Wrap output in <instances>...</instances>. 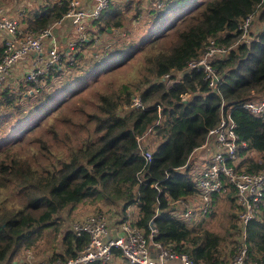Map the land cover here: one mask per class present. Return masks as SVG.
I'll return each instance as SVG.
<instances>
[{"label":"trees","instance_id":"1","mask_svg":"<svg viewBox=\"0 0 264 264\" xmlns=\"http://www.w3.org/2000/svg\"><path fill=\"white\" fill-rule=\"evenodd\" d=\"M115 2L90 23L72 59L64 56L49 69L39 89L23 81L0 91V264L44 233L57 239L50 260L74 258L89 237L71 229L60 235L58 215L78 204L118 206L121 219L135 206L134 226L147 234L151 221L157 239L194 264H229L238 249L242 226L233 187L213 193L211 208L191 222L168 199L197 195L191 157L219 121L222 103L247 143L237 170H264V120L240 107L264 99V0H165L145 18L140 1ZM67 9V0H47L26 18V27L51 26ZM249 14L258 26L248 43H236ZM210 41L227 49L212 60L217 86L201 72L185 71L167 85L165 74L186 69ZM135 96L142 107H131ZM78 100L84 103L60 117ZM140 136L150 143L149 161L138 149ZM223 199L229 225L217 232L206 222ZM245 234L249 256L264 261V200Z\"/></svg>","mask_w":264,"mask_h":264},{"label":"built area","instance_id":"2","mask_svg":"<svg viewBox=\"0 0 264 264\" xmlns=\"http://www.w3.org/2000/svg\"><path fill=\"white\" fill-rule=\"evenodd\" d=\"M61 3L62 0H52ZM88 8L83 0H67L68 9L62 18L46 28L28 29L20 18L8 16L0 8V91L9 84L8 77L12 68L33 54L29 66L23 70L24 82L34 84L35 89L41 87L42 78L49 69L59 66L64 56L69 60L80 42L86 38L90 23L117 0H90ZM140 17L145 18L150 7L161 8L165 0H139ZM47 3V2H45ZM256 16L249 14L239 24L241 34L236 43L249 42V28ZM63 21L70 22L72 30H67L65 38H61L55 27ZM227 49L210 41L201 56L191 59L183 71L165 74L167 85L176 83L185 72H201L203 80L210 87H216L220 78L212 64L215 58H221ZM10 87V86H9ZM12 87V86H11ZM14 88V87H13ZM138 96L132 100L131 107H142ZM240 107L252 115L264 120V99L247 100ZM128 110V109H127ZM159 110V107H158ZM137 137L138 149L146 161L151 159V151ZM247 143L240 139L236 131V123L230 110L220 106V118L217 124L208 130L205 142L193 151L206 156L204 164L193 163L191 172L195 175L197 195L190 199H168V203L176 208V214L185 221H196L211 208L213 193L225 194L230 186L235 190V202L239 207L238 221L242 226L240 244L229 264H264V261L252 259L246 244V225L255 219L264 200V170L258 173L237 170L241 161L240 152ZM192 154V155H193ZM192 158V157H191ZM126 217L108 225L109 221L100 216H86L76 221L72 231L76 235L87 234V245L74 258L52 261L27 260L24 264H117L116 252L123 262L129 264H194L186 253L177 252L172 245L164 244L157 239L158 229L150 221L148 233L134 226Z\"/></svg>","mask_w":264,"mask_h":264},{"label":"rangeland","instance_id":"3","mask_svg":"<svg viewBox=\"0 0 264 264\" xmlns=\"http://www.w3.org/2000/svg\"><path fill=\"white\" fill-rule=\"evenodd\" d=\"M18 1H26V0H18ZM28 1H29V3L24 4V14H27L28 16L33 15L35 9L40 7L44 2L43 0L42 1H40V0H28ZM14 2H17V0H3V3L6 4L5 6L10 10V12L14 11V9H13ZM124 2H125V0H117L115 3L123 4ZM136 2L138 4L139 1L136 0ZM188 5L191 6L192 4L188 3ZM131 10H129L126 13V15L129 17L132 15ZM13 13H15V12H13ZM16 15H17V11H16ZM25 18H24V20H25ZM255 20H256V18L254 19L252 25L250 26L248 33L250 31L252 33L255 32V30L258 26V24L255 22ZM62 24H63V22L59 25H62ZM63 28H67V26L64 24ZM58 30L59 29L56 27V31H58ZM248 40L249 41L251 40L250 35H249ZM22 72L18 73L16 78H13V73H11L10 76L8 77L9 84L7 86H12L14 88L18 87L20 85V83L23 82ZM94 84L95 83L90 85V87L94 86ZM81 95L82 96L88 95L89 98H87V101L91 100L90 95L86 91L82 92ZM185 98H187V97H185ZM83 103L84 102H81L80 100L74 102L72 105H70L71 104L70 103L69 104L70 106L68 105L69 107L67 106L68 108L66 107L61 112L60 117H62L64 115V111L66 109H67V113L71 115L72 109H74L76 106L82 105ZM74 116H75V114L72 115V118H74ZM42 136H46V134H43ZM141 142L151 151L149 141L146 138H143V136L141 137ZM50 143H51V140H50ZM59 148H61V147H59ZM206 159L207 158L205 155L198 153V152H195L192 155L193 163H196L197 165L204 164ZM228 204L229 203L225 202L224 199L221 200V205L218 208H216V210H215L216 214L214 216V219H210L206 222L207 226L209 228H211L212 230H216L217 232H224V230H226L228 228V225H229L228 212L224 211V207H227ZM126 210L128 213L126 215V217L133 220L135 217V207L131 206V207L127 208ZM119 211H120L119 207L115 206V205L108 206V205H104L103 203H100L97 206L91 205V204H78L74 208H72L70 210L67 209L58 215L60 217L59 220L62 222L61 229L59 230L60 235L62 234L63 230L72 229V225L76 221L79 222V220L81 221V220L85 219L86 216H89V215H91V216H97L98 215L101 218H106L109 221L108 225H111V224L117 222L118 219H120L122 217V215L119 214ZM52 237L53 236L50 235L49 233H44L43 237L41 239H39L32 248H30V249L25 248V249L20 250L16 255H14L12 257V259H10V261L8 259L6 264L7 263L8 264H14V263L15 264H24L27 260L49 261L51 256H52V253H53V250L50 247L53 244L57 243V239L55 240V243L52 242ZM59 251H60L59 248H56L55 252H59ZM50 261H52V260H50ZM117 264H124V263L122 260H119V262H117Z\"/></svg>","mask_w":264,"mask_h":264},{"label":"crops","instance_id":"4","mask_svg":"<svg viewBox=\"0 0 264 264\" xmlns=\"http://www.w3.org/2000/svg\"><path fill=\"white\" fill-rule=\"evenodd\" d=\"M40 1H42V0H40ZM43 1H44L43 4L45 2H47V0H43ZM25 3L27 4V3H29V1L28 0H26V1H18L17 0V2H14V7H13L14 11L10 12V10L5 6L6 4L3 3V0H0V8L3 10L2 12L5 13V14H7L8 16H12V17L14 16V17L20 18L21 21L23 22V24L26 26L25 20L28 17V15L27 14H24V4ZM83 4L86 7H88V8L92 5V3H91L90 0H83ZM16 11H17V15H16ZM13 12H15V13H13ZM29 16H31V15H29ZM24 18H25V20H24ZM64 24L67 26V28H60L57 31V33L60 35V37L62 39L65 38V36L67 34V29L68 30L72 29V27L70 26V22L64 21ZM71 31L72 30H70V32ZM32 57H33V54H30L28 56V58H25L22 62H20L19 64H17L16 66H14L12 68V72L11 73H13V78H16L18 73L22 72L23 70H25L29 66Z\"/></svg>","mask_w":264,"mask_h":264},{"label":"bare ground","instance_id":"5","mask_svg":"<svg viewBox=\"0 0 264 264\" xmlns=\"http://www.w3.org/2000/svg\"><path fill=\"white\" fill-rule=\"evenodd\" d=\"M184 198V197H183ZM137 205V204H136ZM129 207V206H128ZM135 207V206H134ZM136 209V208H135ZM176 212V211H175ZM174 213V212H173ZM128 214V213H127ZM174 216V215H173ZM176 216V215H175ZM135 218V217H134ZM185 222H188V221H185Z\"/></svg>","mask_w":264,"mask_h":264}]
</instances>
